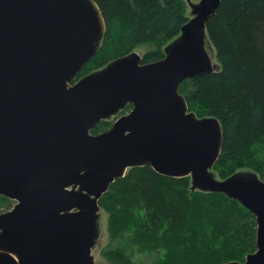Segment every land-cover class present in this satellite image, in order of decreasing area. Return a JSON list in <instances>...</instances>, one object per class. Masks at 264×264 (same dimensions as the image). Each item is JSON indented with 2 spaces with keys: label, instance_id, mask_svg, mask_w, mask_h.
<instances>
[{
  "label": "water",
  "instance_id": "water-1",
  "mask_svg": "<svg viewBox=\"0 0 264 264\" xmlns=\"http://www.w3.org/2000/svg\"><path fill=\"white\" fill-rule=\"evenodd\" d=\"M221 0L190 4L194 17L143 63L132 52L78 79L106 23L93 0H0V264H95L100 200L129 169L191 177L192 191L224 194L255 218L264 264V181L253 172L217 179L222 128L189 112L180 85L218 69L206 24ZM111 129L92 134L117 116Z\"/></svg>",
  "mask_w": 264,
  "mask_h": 264
},
{
  "label": "trees",
  "instance_id": "trees-1",
  "mask_svg": "<svg viewBox=\"0 0 264 264\" xmlns=\"http://www.w3.org/2000/svg\"><path fill=\"white\" fill-rule=\"evenodd\" d=\"M93 1L106 32L78 79L150 42L158 48L146 52L143 63L163 59L164 48L189 20L184 0ZM206 30L219 68L184 81L179 92L190 112L221 124L222 151L213 168L218 179L246 169L264 181V0H221ZM111 127L102 121L92 133ZM191 185L190 177H166L148 166L129 169L99 202L111 239L102 255L114 264H141L129 254L138 248L148 264L244 262L256 251L255 217L224 194L191 193ZM0 201L8 202L1 196ZM232 236L252 242L243 247ZM160 249L164 253L157 255ZM224 251L236 254L217 257Z\"/></svg>",
  "mask_w": 264,
  "mask_h": 264
},
{
  "label": "rangeland",
  "instance_id": "rangeland-1",
  "mask_svg": "<svg viewBox=\"0 0 264 264\" xmlns=\"http://www.w3.org/2000/svg\"><path fill=\"white\" fill-rule=\"evenodd\" d=\"M184 1H185L186 5H187V16L192 18L193 17V13H192V9H191L189 4L198 3L199 0H184ZM157 48H158L157 43L150 42V43H146V44H142V45L138 46L136 48L135 52L138 53L142 57L146 52L152 51V50L157 49ZM207 49H208V51L210 53L212 63L218 65L217 62H216V55H215V52L213 51V47L211 45L207 44ZM123 111H126V110L124 109L117 116H113V117H111V118H109L107 120H104V121L108 122L110 125L111 124L113 125V123L121 115H123L122 114ZM239 172L245 173V172H250V170L243 169V170H241ZM213 175L216 178H218L216 173L215 174L213 173ZM194 192H196V191H192L191 190V193H194ZM7 200H8V202H6L5 204L4 203L2 204L1 201H0V214L11 210L14 207V205L16 204V201H13V200H10V199H7ZM98 228H99V237H98V239L96 241V245H95V247L93 249V256H94V259H95V264H114L111 260H109L108 258H106V257H104L102 255V251L111 242L110 234H109V230H108V214L103 209H101L100 213H99V226H98ZM253 228H255V227H253ZM229 239L234 241L236 244L241 245L243 247L247 246L249 244V241L252 242V240L249 239V241H248V240L244 239L243 237L237 238L235 236H232V237H229ZM159 251L160 252H159V254L157 253V255H162L164 253V251L162 249H160ZM129 254L133 257L134 261L140 262L141 264H148L150 262L145 257L146 255L143 252H141L138 248H135L134 250H132V252H129ZM235 254H236V251L234 253H226L224 251V252H219L217 257H221V256H224V255H230L232 257ZM155 255L152 254V255H150V257H154ZM209 264H212V263H209Z\"/></svg>",
  "mask_w": 264,
  "mask_h": 264
}]
</instances>
